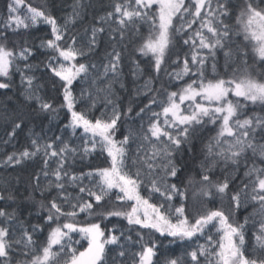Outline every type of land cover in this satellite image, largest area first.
<instances>
[{"label": "snow or ice", "instance_id": "snow-or-ice-1", "mask_svg": "<svg viewBox=\"0 0 264 264\" xmlns=\"http://www.w3.org/2000/svg\"><path fill=\"white\" fill-rule=\"evenodd\" d=\"M6 7L0 264H264V0Z\"/></svg>", "mask_w": 264, "mask_h": 264}, {"label": "trees", "instance_id": "trees-1", "mask_svg": "<svg viewBox=\"0 0 264 264\" xmlns=\"http://www.w3.org/2000/svg\"><path fill=\"white\" fill-rule=\"evenodd\" d=\"M7 2L8 0H0V16H5L7 13ZM31 3H33L34 6H39L40 4L43 3V0H30ZM113 0H92V8L90 9L89 12V20L91 19L92 16H97V15H101L103 14L106 10H110V5L112 4ZM233 4H235L237 2V0H232ZM72 3V0H65V5L66 11H70V8L67 7V5H70ZM60 13H58L59 15ZM232 23H235V21L233 20ZM195 27V26H194ZM46 29L45 28H41L39 31L33 30L29 35H27L25 38L29 41L30 44L35 45L36 43H38L37 37L44 35ZM176 51H178L180 53L181 59L184 56L185 52H188L189 50L186 47H178L176 49ZM175 58V57H173ZM170 63V62H169ZM127 70V69H126ZM169 71L172 70L171 67L168 68ZM164 80H166V77H163ZM187 79V78H185ZM15 81L18 84L19 83V76L17 75L15 77ZM174 90V89H172ZM159 110V109H156ZM98 115V113H97ZM211 127V126H209ZM214 133H206V135H213ZM4 132H3V127L0 126V156H2L4 154L5 151H12L13 147H15L16 149H20L24 146V144L26 143L25 138H24V134L21 133L19 140L17 142H14V145H4L2 143L3 139H4ZM89 161H85V163L87 164ZM91 163L93 165H103L104 161L102 158L100 159H95L92 160ZM249 211H251V209H249ZM204 241L201 240L200 243H203Z\"/></svg>", "mask_w": 264, "mask_h": 264}]
</instances>
